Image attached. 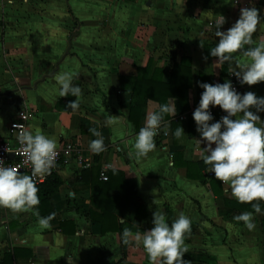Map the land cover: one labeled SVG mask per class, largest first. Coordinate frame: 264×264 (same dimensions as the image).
<instances>
[{
	"label": "crops",
	"instance_id": "obj_1",
	"mask_svg": "<svg viewBox=\"0 0 264 264\" xmlns=\"http://www.w3.org/2000/svg\"><path fill=\"white\" fill-rule=\"evenodd\" d=\"M243 7H256L264 17V0L4 4L0 138L8 137L9 124L26 111L30 131H42L57 146L75 143L91 165L83 169L72 157L58 167L57 192L36 206L41 217L55 214L50 228H41L32 210L0 208V264H149L143 247L123 243L121 233L128 228L143 234L154 227L153 213L161 211L169 224L181 213L191 219L184 253L190 264H264V201L259 202L262 212L253 216V230L233 219L254 212L257 201L238 203L229 186L208 176L192 117L203 91L198 82L224 83L232 74L229 63L217 65L218 58L210 56L218 38L208 25L222 14L221 31L227 30ZM262 36L264 23L253 40L258 43ZM184 59L188 64L173 71ZM65 71L82 89L76 111L67 107L75 97H59L55 76ZM248 91L264 97V82L245 84L240 93ZM135 98L145 103L132 108ZM165 103L175 115L164 114L156 149L135 158L136 133L147 113ZM258 114L264 120V112ZM180 115L185 120L176 121ZM108 116L117 122L106 125ZM178 127L185 133L179 139L173 135ZM91 129L104 139L105 151L98 155L88 149L97 139ZM102 170L106 181L100 178Z\"/></svg>",
	"mask_w": 264,
	"mask_h": 264
},
{
	"label": "clouds",
	"instance_id": "obj_2",
	"mask_svg": "<svg viewBox=\"0 0 264 264\" xmlns=\"http://www.w3.org/2000/svg\"><path fill=\"white\" fill-rule=\"evenodd\" d=\"M259 11L256 7L241 8L238 19L225 31H221L226 23L222 14L208 25V30H214L218 38L210 49V56L218 58L217 65L229 63L232 74L241 86L264 82V36L259 38L258 43L253 40L258 25L264 23ZM234 54L242 56L243 62L237 60ZM204 59L207 60V57ZM233 62L235 68H232ZM73 79V73L69 71L55 76L59 97H75L67 107L76 111L80 106L82 89L73 85ZM198 86L203 91L192 117L200 136L196 139L200 158L207 166L208 173L231 188V194L238 203L257 201L252 204L254 212H243L233 217L235 221L243 222L247 229L253 230V216L262 212L259 202L264 201V120L258 114L264 112V97H258L251 91L241 94L230 81L214 84L198 82ZM216 106L226 115L213 122L211 108ZM164 114L175 115L169 103L161 104L157 111L147 113L132 145L135 158L147 157L156 149L154 138L159 134ZM117 120L108 116L106 125H112ZM14 127L20 129L16 137L20 145L18 154L24 157V164L31 165V175L23 174L19 166L4 167V160L0 159V208L13 212L32 210L38 217V225L44 229L50 228L55 214L41 217L36 211V206L40 204L36 178L50 174L55 167L57 142L40 130L33 133L29 130L31 126L23 128L17 124ZM90 131L97 139L90 141L88 149L98 155L105 151L104 139L96 129ZM173 135L181 138L185 135L184 129L178 127ZM202 143L205 145L203 148ZM152 224L154 227L143 234L125 228L121 233L123 243L134 241L137 246H142L149 264H190L184 259V253L188 250L185 236L191 231V219L181 213L169 224L161 211L153 213Z\"/></svg>",
	"mask_w": 264,
	"mask_h": 264
},
{
	"label": "built area",
	"instance_id": "obj_3",
	"mask_svg": "<svg viewBox=\"0 0 264 264\" xmlns=\"http://www.w3.org/2000/svg\"><path fill=\"white\" fill-rule=\"evenodd\" d=\"M12 3L13 0H11V2H9V0H0V10H2L4 4L11 5ZM229 81L232 83L236 91L240 93L243 86H241V84L239 83L238 79L234 74H230V76L228 77V82ZM211 111L213 116L217 114L219 119L221 118V116L226 115V113L223 112L219 108V106L211 108ZM29 120H30V115L26 111L19 112L17 118L9 124L8 137L6 139L0 138V159L4 160L3 166L4 167L19 166V170L25 175H31V165L24 164L23 162L24 157L18 154V149L20 148V145L16 137L20 129L14 127V125L18 124L23 128H27ZM175 120L183 121L185 120V116L180 115L176 117ZM163 125L164 123L161 122L160 130ZM161 135L166 136L167 134L161 131ZM57 151H58V156L56 158L55 167L51 170L50 174H45L36 178L37 186L47 183L51 178H53L58 167L62 164H67L72 157H75L77 159L78 164L83 169L88 168L91 165V162L87 158H84L82 155L79 154V147L73 142L66 141L60 144L59 146H57ZM208 176L212 177L213 174L208 173ZM100 178L104 181L107 180L105 170H102V172L100 173Z\"/></svg>",
	"mask_w": 264,
	"mask_h": 264
},
{
	"label": "trees",
	"instance_id": "obj_4",
	"mask_svg": "<svg viewBox=\"0 0 264 264\" xmlns=\"http://www.w3.org/2000/svg\"><path fill=\"white\" fill-rule=\"evenodd\" d=\"M186 64H188V61L185 59L182 60L181 65L175 66L173 71L181 70L183 68L182 66H186ZM144 103H145L144 99H141V102H140V99L135 98L133 99L132 108H134L135 105H138V104L142 105ZM59 185H60V181L56 177L53 176V178H51L47 183L37 186L39 188L38 196L40 198V202L48 203L49 198L57 192Z\"/></svg>",
	"mask_w": 264,
	"mask_h": 264
}]
</instances>
